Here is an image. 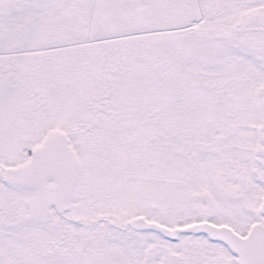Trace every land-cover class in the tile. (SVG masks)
Masks as SVG:
<instances>
[{
	"label": "snow or ice",
	"instance_id": "obj_1",
	"mask_svg": "<svg viewBox=\"0 0 264 264\" xmlns=\"http://www.w3.org/2000/svg\"><path fill=\"white\" fill-rule=\"evenodd\" d=\"M0 264H264V0H0Z\"/></svg>",
	"mask_w": 264,
	"mask_h": 264
}]
</instances>
